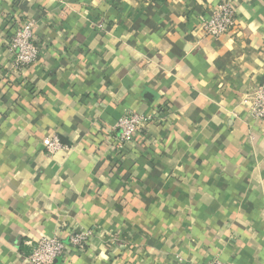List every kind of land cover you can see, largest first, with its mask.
Masks as SVG:
<instances>
[{
	"label": "crops",
	"instance_id": "1",
	"mask_svg": "<svg viewBox=\"0 0 264 264\" xmlns=\"http://www.w3.org/2000/svg\"><path fill=\"white\" fill-rule=\"evenodd\" d=\"M222 0H0V264L91 230L55 264H264V0L206 38ZM35 22L38 60L6 42ZM130 112L153 123L114 143ZM58 139L61 149L47 150Z\"/></svg>",
	"mask_w": 264,
	"mask_h": 264
},
{
	"label": "built area",
	"instance_id": "2",
	"mask_svg": "<svg viewBox=\"0 0 264 264\" xmlns=\"http://www.w3.org/2000/svg\"><path fill=\"white\" fill-rule=\"evenodd\" d=\"M35 22L30 20L21 21L15 33L6 42L10 56L13 59L15 70H24L35 63L40 55V50L34 40ZM238 28L237 9L233 1L222 0L206 18L201 31L206 38L217 40L225 35H233ZM243 106L248 115L255 120H264V82L248 90L244 95ZM153 123L151 116L130 112L117 122L118 136L115 147L119 153L124 154L125 145L131 142L139 133ZM62 147L58 139L54 138L47 145L49 153H54ZM93 231L83 229L74 230L69 234V242L64 243L60 237L43 236L38 239L29 240L27 245L31 248L29 254H24V259L29 264H55L56 261L68 254L69 248L85 251ZM209 264H224L215 260Z\"/></svg>",
	"mask_w": 264,
	"mask_h": 264
}]
</instances>
